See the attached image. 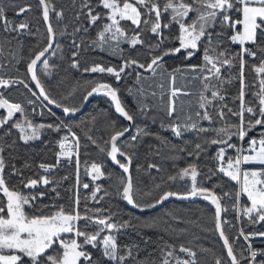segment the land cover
Instances as JSON below:
<instances>
[{
    "label": "snow or ice",
    "instance_id": "6c2138e0",
    "mask_svg": "<svg viewBox=\"0 0 264 264\" xmlns=\"http://www.w3.org/2000/svg\"><path fill=\"white\" fill-rule=\"evenodd\" d=\"M95 51L119 63L82 67ZM94 95L111 111L76 122ZM173 199L207 208L142 215ZM246 225L264 227V0H0V264H264Z\"/></svg>",
    "mask_w": 264,
    "mask_h": 264
},
{
    "label": "trees",
    "instance_id": "16d2710c",
    "mask_svg": "<svg viewBox=\"0 0 264 264\" xmlns=\"http://www.w3.org/2000/svg\"><path fill=\"white\" fill-rule=\"evenodd\" d=\"M5 2L7 3L8 0H5ZM13 3H20L21 0H12ZM24 2L26 3H31L33 5H35V2L36 0H24ZM38 14V13H37ZM8 15L11 17L13 14L11 12L8 13ZM33 23H35V21H33ZM28 40L32 43H35V40L36 38L35 37H29ZM124 47H127V46H124ZM238 48V46H235ZM65 51L67 52V48L65 49ZM133 55H135V53H133ZM180 56L182 57L183 56V53L180 54ZM103 58V61L104 62H108V63H111V64H118L119 63V60L116 59L115 57H110L108 56L106 53H101L99 51H95V52H86L83 54V62H82V67L85 65V63H91L93 59H100V58ZM140 59H143L144 57L143 56H140L139 57ZM168 60V63L170 65H174L176 63H179V60H174V59H170V58H166ZM198 59V57H197ZM55 60V59H53ZM193 63H195L196 61H192ZM21 69L23 68V66L21 65L20 66ZM65 68H67V64L64 65ZM64 73L62 72L61 75H63ZM73 76H75L77 79L80 80L81 84L83 85L85 83V81H90V80H94V79H100V74H94V73H77L75 71H73L72 73ZM250 80L253 78L252 75H249L248 77ZM104 80H107L108 82H111L113 84H115V81H114V78H111V77H107V76H104L103 77ZM132 83V78L131 77H128V78H125V80L121 81V84L120 86H123L125 84H128V85H131ZM236 90L235 87L232 88V92L234 93ZM83 89H81V92H78L76 94V101L75 102H79V95L82 93ZM123 95V93H122ZM125 100L127 101V103L129 105H132V100H131V97H127L126 95L124 96ZM65 103H73L72 100H68V101H65ZM133 108L135 107L134 105H132ZM101 110H108V111H111V108H110V104H109V101L106 97H100L96 100H94L90 105L89 107L87 108L86 112L84 114H82L81 116L79 117H76L75 120L76 122H79L81 119H88L90 115H96L98 112H101ZM57 113V112H56ZM57 116H61L60 113H57ZM113 118H115V116H113ZM122 123H126L124 121L121 120ZM138 123H146V124H151V121L150 120H142V121H137ZM151 127L153 130L156 129L157 125L156 124H151ZM51 138H56V134H51L50 136L49 135H45L43 137L44 140H48V139H51ZM83 143V141H82ZM40 142H36V144L34 145V147H36L37 149L40 148ZM51 147V145H50ZM82 153L85 152V149L82 148ZM87 152L91 153L92 154V157L95 158V155H96V149L93 148V147H89L87 150ZM87 157L84 156L82 154L81 156V160L83 161L84 159H86ZM37 159H39L37 157ZM136 163L137 162H134V165L133 167L135 168L136 166ZM139 163H144L143 160H140ZM172 161H166L165 162V165L166 167H168L169 169L172 167ZM177 163L180 164V166H183V161H178ZM108 168L109 169H112L113 168V165H111V163L108 164ZM71 171L70 168L68 167H65V169L61 172V174L63 175L65 172H69ZM118 171V169H117ZM87 177H84V180L85 182L87 181ZM71 181L69 182H66L65 183V186L67 187V184L70 183ZM145 182L146 179H145ZM106 183V182H105ZM113 203H115V201H113ZM177 206L180 207V209H187V208H196L197 206H199L200 208H207V203H204V202H200V201H197V202H190V203H178V202H170L168 204H166L164 207H162L161 209H159L158 211H155V212H152V213H149V214H142L143 216L145 217H151V216H154V215H158V214H162L164 211L168 210V209H172V210H177ZM120 207L122 209H125L126 212H134L132 211L129 207H126L124 202H120ZM136 215H141L139 213H136L134 212ZM177 214L178 215H184V212L183 211H177ZM190 214V213H189ZM208 218L210 219V215L208 216ZM227 219L229 220H232L233 223H236L235 219H234V214L233 213H228L227 214ZM209 227H211V225L209 224ZM246 227V231H252L254 230L255 228H259L260 230H264V227L262 226H245ZM235 232V229L232 230V233L233 234ZM149 235H152L153 238L155 239V233H149ZM202 243L205 245V246H215V248L217 250H220V245H221V241L218 239V236L213 233V232H209L207 234V238L205 240L202 241ZM242 243V241H241ZM256 246H264L262 245V242H257L255 243Z\"/></svg>",
    "mask_w": 264,
    "mask_h": 264
},
{
    "label": "water",
    "instance_id": "95a60500",
    "mask_svg": "<svg viewBox=\"0 0 264 264\" xmlns=\"http://www.w3.org/2000/svg\"><path fill=\"white\" fill-rule=\"evenodd\" d=\"M100 97H104V96H103V95H94L92 98H90L89 103H88L87 105H85V106L82 108L81 112L77 113L76 117H79V116H81L82 114H84V113L86 112L87 108L89 107V105H90L94 100H96V99H98V98H100ZM54 111H56L57 113H60V114H61V112H60L59 109H54ZM76 117H75V118H76ZM197 201L204 202V201L199 200V199H197V200H195V201H193V202H197ZM170 202L190 203V202H188V201H177V200H174V199H173V200H171V201H169V202H166L165 205L168 204V203H170ZM204 203H206V202H204ZM165 205H164V206H165ZM164 206H163V207H164ZM129 208H130V206H129ZM161 208H162V207H157L156 209H152V210L146 211V212L143 213V214H149V213H152V212L158 211V210L161 209ZM130 209H131V208H130ZM131 210L134 211V212H136V213H139L138 210H135V209H131ZM139 214H141V213H139Z\"/></svg>",
    "mask_w": 264,
    "mask_h": 264
},
{
    "label": "built area",
    "instance_id": "2783aa9c",
    "mask_svg": "<svg viewBox=\"0 0 264 264\" xmlns=\"http://www.w3.org/2000/svg\"><path fill=\"white\" fill-rule=\"evenodd\" d=\"M257 242H261V241L260 240L254 241V244L257 243Z\"/></svg>",
    "mask_w": 264,
    "mask_h": 264
},
{
    "label": "rangeland",
    "instance_id": "374dc122",
    "mask_svg": "<svg viewBox=\"0 0 264 264\" xmlns=\"http://www.w3.org/2000/svg\"><path fill=\"white\" fill-rule=\"evenodd\" d=\"M52 59H55V58H52Z\"/></svg>",
    "mask_w": 264,
    "mask_h": 264
}]
</instances>
